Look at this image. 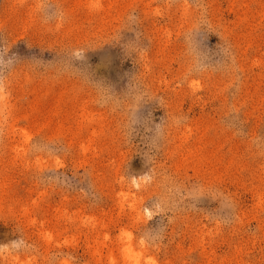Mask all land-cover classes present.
<instances>
[{"label":"rangeland","instance_id":"1","mask_svg":"<svg viewBox=\"0 0 264 264\" xmlns=\"http://www.w3.org/2000/svg\"><path fill=\"white\" fill-rule=\"evenodd\" d=\"M135 262L264 264V0H0V264Z\"/></svg>","mask_w":264,"mask_h":264},{"label":"bare ground","instance_id":"2","mask_svg":"<svg viewBox=\"0 0 264 264\" xmlns=\"http://www.w3.org/2000/svg\"><path fill=\"white\" fill-rule=\"evenodd\" d=\"M126 251H128V252H126L127 254H131L132 255V253L131 252H129V248H127V250ZM135 258H136V256H134ZM135 264H137V262H135Z\"/></svg>","mask_w":264,"mask_h":264}]
</instances>
